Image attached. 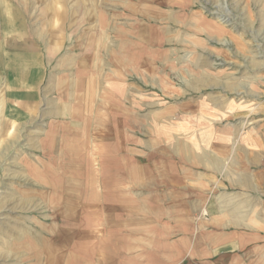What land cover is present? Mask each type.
Instances as JSON below:
<instances>
[{"label": "rangeland", "instance_id": "1", "mask_svg": "<svg viewBox=\"0 0 264 264\" xmlns=\"http://www.w3.org/2000/svg\"><path fill=\"white\" fill-rule=\"evenodd\" d=\"M43 4L0 0V20L21 12L27 26L44 33ZM182 18L186 26L170 29L171 43L155 44L154 76L121 75L127 65L112 46L106 68L89 77L72 75L73 69L83 72L80 61L44 54L32 108V93L21 82L26 77L16 67H2L0 25V264H115L117 251L131 245L140 251L138 261L152 263L147 169L179 147V132H192V124L180 122L194 110L184 103L219 102L202 110L218 122L197 125L208 131L200 134L201 143L210 129L232 124L246 143L262 146L264 0H194ZM200 20L207 21L203 32ZM154 29L155 35L162 31L158 22ZM196 68L208 76L192 75ZM72 81L75 91L68 88ZM18 97L26 108L18 107ZM244 200L246 207L264 210V197ZM251 223L264 230V221ZM246 247L222 249L202 264H264V236Z\"/></svg>", "mask_w": 264, "mask_h": 264}, {"label": "crops", "instance_id": "2", "mask_svg": "<svg viewBox=\"0 0 264 264\" xmlns=\"http://www.w3.org/2000/svg\"><path fill=\"white\" fill-rule=\"evenodd\" d=\"M46 3L40 10L44 33L35 25L27 26L20 11L13 20L6 14L0 20L2 42L6 43L1 48L2 67H16L26 77L21 82L32 93L27 105L30 108L37 102L43 81L44 54L47 59L80 61L83 72L73 69L72 75L89 77L106 68V52L112 46L122 66L123 62L127 65V71L122 68L121 75L132 72L154 76L155 44L172 42L170 29L186 26L182 15L194 0H46ZM124 11L128 19L122 18ZM156 22L162 28L157 35ZM204 24L207 26V21L198 23L201 32ZM214 26L219 25L213 23L210 27ZM140 60L143 69H139ZM191 71L195 76H208L207 69ZM114 72L117 74V70ZM60 74L66 76L65 72ZM74 83L68 84V88L73 85V91L77 88ZM53 88L52 85L46 91ZM16 100L18 107L23 108L22 98ZM213 105L218 107L219 102L207 99L184 103V107L194 110L179 116L184 120L180 122L192 124V132H179L175 137L179 147L174 146L175 151L164 154L161 164H149L147 169L146 201L153 210L147 215V236L152 238L154 260L138 261L140 251L131 245L125 252L117 251L115 264H184L186 260L202 264L205 258L219 255L222 249L243 251L264 236L261 223L257 227L251 223L252 218L264 221V210H252L249 204L245 206L244 200L249 199L250 203V197L257 194L264 197V143L252 147L232 124L210 129L212 134L207 143H201L200 134L208 131L202 133L197 125L218 122L202 115V110L206 112L205 108ZM130 235L126 239H131Z\"/></svg>", "mask_w": 264, "mask_h": 264}]
</instances>
